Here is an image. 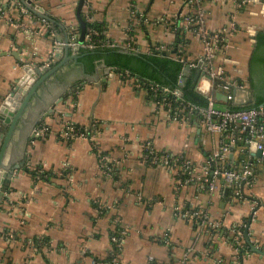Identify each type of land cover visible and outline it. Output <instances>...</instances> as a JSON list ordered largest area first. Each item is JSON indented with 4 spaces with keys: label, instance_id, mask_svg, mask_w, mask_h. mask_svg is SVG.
<instances>
[{
    "label": "crops",
    "instance_id": "crops-1",
    "mask_svg": "<svg viewBox=\"0 0 264 264\" xmlns=\"http://www.w3.org/2000/svg\"><path fill=\"white\" fill-rule=\"evenodd\" d=\"M233 1L202 0L206 27L216 32L234 16L239 26L226 54L247 62L252 43L241 21L262 23L264 17ZM25 3L0 0V107L23 65L42 66L54 40L71 39L80 29L78 0H30L54 21ZM181 9L183 0H91L89 14L111 41L130 37L140 49L162 45L171 51L180 41L186 56L196 58L203 45L191 29L157 23ZM79 14L83 19L82 6ZM64 56L61 50L54 62ZM213 61L222 65V53ZM101 67L87 71L78 58L66 59L37 85L22 111L25 122L17 120L6 158L16 156L22 165L0 186V264H104L114 253L110 235L116 230L125 231L116 264H264V256L250 252L243 237L246 230L250 241L264 248V165L257 155L239 196L221 182L210 191V176L200 168L189 183L178 185L168 166L143 161L142 143L151 140L156 150L180 153L199 167L214 147L199 116L194 112L186 121L172 120L171 107L156 105L148 91L133 90ZM36 121L48 131L31 137L29 127ZM66 123L85 128L96 123L95 146L87 138L62 135ZM2 127L0 122V143ZM101 155L109 159L107 174ZM246 158L235 147L225 163L237 165ZM176 206L206 211L219 223L217 231L209 234L182 218Z\"/></svg>",
    "mask_w": 264,
    "mask_h": 264
},
{
    "label": "built area",
    "instance_id": "built-area-1",
    "mask_svg": "<svg viewBox=\"0 0 264 264\" xmlns=\"http://www.w3.org/2000/svg\"><path fill=\"white\" fill-rule=\"evenodd\" d=\"M90 2L91 0H83L82 2V13L85 23L84 36L81 42H68L73 50L110 47L125 49L134 53L149 52V50L138 48L133 44L130 37H127L126 41L119 42L111 41L108 37L102 35L91 21L89 14ZM233 3L236 7L245 5L253 7L254 0H234ZM158 22L172 25L173 27L182 26L184 29H191L200 38L203 48L202 52L196 58L190 59L177 52L176 57L183 64V71L178 79V83H182V75H184L183 72L186 66L188 69L197 66L201 74L197 81L196 89L201 93H207L208 104L206 108L200 109L185 104L179 98V89H170L153 82H142L127 70L108 67L107 74H116L123 83L135 91H148L152 98H154L156 105L165 108L171 107L173 109V113L171 114L172 120L186 121L188 116L186 111L188 113L195 112L199 116L200 123L212 139L214 147L209 158L210 160L205 164H199L200 166L197 167L190 159L180 153H175L167 149L156 150L152 141L147 140L142 143V159L147 164L168 166L177 175L178 185L189 183L192 180L195 170L200 168L203 175L209 174L210 176L209 179H206L207 187L210 191H214L218 183L221 182L222 188H232L234 195L239 196L238 187L240 184H249L253 170V160L251 159L253 157L252 155H255L256 150L260 151L256 161L264 165V107L258 106L238 110L227 109L224 111H218L212 108V105L216 102L214 97V92L216 91L226 95L228 104H236L237 101H243L248 95V86L245 81L247 76L246 63L235 56L231 57L226 54V51L230 47V37L237 33L239 23L234 16H231V21L227 26L222 27V29L216 32H210L206 27V10L203 7L202 0H183V10L181 9L167 17H159L157 19ZM243 27L248 32V27L244 24ZM75 36L77 35L75 34ZM57 43L55 40L53 41L48 58L39 67L44 68L48 66ZM154 48L162 53L168 52V49L162 45H156ZM218 52L222 53V67L221 65L216 66L213 63ZM228 59H236L237 63L232 64L233 61L229 63ZM226 64H230L232 68L236 69H239V64L240 71L228 72L225 70ZM237 78L242 79L241 83L237 82ZM239 92H242L241 96L238 94ZM172 104H175V106L172 107ZM97 130L98 125L96 123H92L88 129L83 128L81 130L76 128L73 123H66L62 135L71 139L84 137L89 139L92 145L95 146L93 142ZM47 131L48 126L46 124H40V126L34 128L33 135H44ZM235 147H240V150L247 155V158L237 165L225 163L227 155ZM99 158L101 170L104 174H107L110 170L109 159L102 155ZM99 207L105 208L107 205L99 204ZM176 212L179 216L196 224L209 234H214L219 227V223L212 221L208 213L202 209L189 206H176ZM124 234V230H119L110 235L114 253L104 264H116ZM234 234L238 241L241 237L240 230H235ZM235 264L240 263L236 262Z\"/></svg>",
    "mask_w": 264,
    "mask_h": 264
},
{
    "label": "trees",
    "instance_id": "trees-1",
    "mask_svg": "<svg viewBox=\"0 0 264 264\" xmlns=\"http://www.w3.org/2000/svg\"><path fill=\"white\" fill-rule=\"evenodd\" d=\"M181 45L179 41L178 44L173 45L174 51L168 50L167 53L157 51L154 46L149 48V52L135 54L121 52L119 49L110 47L80 49L78 61L85 66L87 71H92L95 63L102 61L109 67L127 70L142 82H153L170 89L177 88L180 91L179 98L183 103L200 109L206 108L208 104L207 96L196 89L201 74L197 66L190 67L188 72L182 75V83H178L183 71V64L176 55L178 52L186 56L185 48H182ZM247 66L248 74L245 81L251 91L252 101L249 103H230L228 104L230 110L264 107V30L257 32L255 35V42L249 53ZM241 81V78H237L238 83H241ZM174 106L175 104H172V107ZM186 113L190 115L194 112L188 113L186 111ZM75 127L80 130L85 128V126L77 124H75ZM239 230H242V228H239ZM43 241H46V239L43 238ZM240 251H243V249L240 248Z\"/></svg>",
    "mask_w": 264,
    "mask_h": 264
},
{
    "label": "water",
    "instance_id": "water-1",
    "mask_svg": "<svg viewBox=\"0 0 264 264\" xmlns=\"http://www.w3.org/2000/svg\"><path fill=\"white\" fill-rule=\"evenodd\" d=\"M82 2H83V0H78L77 17H78L80 29H79V33L77 34V36H75L73 39H69V37H66L62 42L60 41L55 45L54 53H53V59H52V63H54V64L52 66L44 69V68L39 67L38 65H32L29 63L23 65V67H22L23 73L21 74V76L19 78L16 79V83H15L14 87L7 94L4 102L2 103V106L0 107V122H2L3 125H6L5 129L3 127L1 128V130L5 132V135L3 136V140L0 143V186L5 180H7L11 176L14 169H17L18 167H20V165H22V163H18L19 161H18V159H16V156H14L11 159H7L6 158V151H7V145H8V142L10 140L11 134H12V132H13L16 124H17V120H21V121H23V123L25 122L24 119H22V111H23L24 107L27 105V103L29 102L30 96L35 92L39 82L44 77H46L48 74L55 72L61 63H63L66 59H74V61H76L77 58L80 56L78 53H76V50H74V53H69L70 49H72V48L69 46L68 42H81L83 40L85 23L79 14L80 10H81ZM25 6L27 9H29L30 11H33L34 13L38 14L39 16L46 18L47 20L54 21L46 13H44L40 7H38V6L34 7L30 3V0H26ZM253 7H254V13L255 14H258V15H261L264 17V2L262 0H254ZM242 23L248 27V33L250 35V40H251V43L253 46V44L255 42L256 33L264 30V22L254 23L251 21H242ZM61 50H64V52H65L64 59H62V61H60V62H54L55 59H57L61 56ZM119 51L135 54L134 52H131V51H128L125 49H119ZM165 53H167V52H165ZM228 61H229V63H230V61H233L232 64L237 63L236 59H231V60L228 59ZM97 62H98L97 64L100 63V65L102 66L100 68V70L103 71L105 74H107L109 66H107L102 61H97ZM245 63H246V66H245L246 73L248 74L247 62H245ZM97 64L95 63V66H94V67H96V69H98ZM238 66H239V69H236V68H232L230 66V64H226L225 70L228 72L229 71L230 72H234V71L239 72L240 71V65L238 64ZM221 67H222V65H221ZM188 70L189 69L186 66L183 73L186 74L188 72ZM38 76L40 78L37 80L36 78ZM21 93L23 95L20 98V100H16V99H19V94H21ZM202 94L207 96V93H202ZM214 97L216 100L217 99L222 100L224 103L222 104V103L215 102L212 105L213 109L218 110V111H224V110L228 109V100H227V97L224 93L216 91V92H214ZM251 101H252L251 91L248 88V95H247L246 99H244L243 101H240V102L237 101L236 104L237 103H249ZM5 112H8V115H11V116L8 117L7 115H4ZM38 120H40V118ZM36 123H37V121L34 122L32 124V126L27 123L28 125H30L28 135L31 137L34 134L33 133L34 128L38 125ZM259 154H260V151L256 150L255 155H259ZM0 199H1V193H0ZM243 237H244V241L246 242L250 252L257 253L260 256H264V248L259 247L255 243L250 241L248 233L246 230L243 231Z\"/></svg>",
    "mask_w": 264,
    "mask_h": 264
},
{
    "label": "rangeland",
    "instance_id": "rangeland-1",
    "mask_svg": "<svg viewBox=\"0 0 264 264\" xmlns=\"http://www.w3.org/2000/svg\"><path fill=\"white\" fill-rule=\"evenodd\" d=\"M251 49H252V47H251ZM251 49H250V51H251Z\"/></svg>",
    "mask_w": 264,
    "mask_h": 264
}]
</instances>
